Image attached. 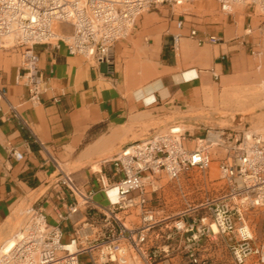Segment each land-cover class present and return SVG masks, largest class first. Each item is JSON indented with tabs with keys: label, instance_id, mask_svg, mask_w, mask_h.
<instances>
[{
	"label": "built area",
	"instance_id": "obj_1",
	"mask_svg": "<svg viewBox=\"0 0 264 264\" xmlns=\"http://www.w3.org/2000/svg\"><path fill=\"white\" fill-rule=\"evenodd\" d=\"M193 1L0 0V49L19 54L15 81L36 105L48 81L34 47L57 50L61 44L70 56L109 65L115 44L130 36L142 13ZM215 1L224 11L245 5L264 13V0ZM183 28L177 21L173 51ZM187 37L199 47L220 43L194 29ZM10 155L22 160L12 149ZM213 155L214 180L208 172ZM91 174L97 189L76 184L57 167L47 183L54 223L42 206L26 205L13 246L0 247V264H83V258L87 264H157L175 256L187 264H209L202 255L205 244L222 239L233 264L264 263V244L248 224V214L264 211V136L257 132L244 126L209 128L197 137L171 127L125 146ZM97 194L104 204L94 202ZM73 215H79L76 222ZM69 222L65 240L60 225Z\"/></svg>",
	"mask_w": 264,
	"mask_h": 264
},
{
	"label": "crops",
	"instance_id": "obj_2",
	"mask_svg": "<svg viewBox=\"0 0 264 264\" xmlns=\"http://www.w3.org/2000/svg\"><path fill=\"white\" fill-rule=\"evenodd\" d=\"M177 21L184 22V37L173 51ZM191 29L220 43L199 47L187 37ZM34 53L48 81L36 105L15 81L19 54L0 49V227L23 204L42 206L54 223L47 183L57 167L78 185L97 189L91 171L99 164H92L139 141L133 136L200 124L194 114L204 109L214 86L264 66V13L245 5L224 11L215 0L158 6L142 13L130 36L115 44L109 65L70 56L61 44L57 50L36 46ZM11 149L22 160H15ZM94 202L104 204L103 196L95 195ZM78 219L72 216L73 222ZM248 224L264 244V211L250 213ZM60 227L67 240L71 223ZM225 244L224 239L205 244L202 255L209 264H233ZM157 264L187 263L175 256Z\"/></svg>",
	"mask_w": 264,
	"mask_h": 264
},
{
	"label": "rangeland",
	"instance_id": "obj_3",
	"mask_svg": "<svg viewBox=\"0 0 264 264\" xmlns=\"http://www.w3.org/2000/svg\"><path fill=\"white\" fill-rule=\"evenodd\" d=\"M184 7H188V4H184L182 8ZM65 32H68L67 27H65ZM5 44H11V42L8 41ZM194 115L202 119L200 124L187 127L176 124L162 126L160 129L155 130L147 129L144 130V134L141 136H133L132 140H142L153 133H164L169 128L177 126L197 137H202L209 128L217 129L234 126H244L264 136V66H256V69L245 77L234 78L220 86H214V89L209 92V96L206 98L204 109ZM101 161L92 164L91 167L100 164ZM217 166V156L213 155L208 171L212 180L217 178ZM62 169L68 172L66 169ZM76 184H78L77 181ZM214 186L216 185H212L211 188ZM25 207V204L21 205L0 227V247L10 239L14 240L13 235L19 232L24 221L22 211ZM83 264H87L85 258H83Z\"/></svg>",
	"mask_w": 264,
	"mask_h": 264
},
{
	"label": "bare ground",
	"instance_id": "obj_4",
	"mask_svg": "<svg viewBox=\"0 0 264 264\" xmlns=\"http://www.w3.org/2000/svg\"><path fill=\"white\" fill-rule=\"evenodd\" d=\"M216 139V135H210V140L213 141ZM14 244V240L10 239L5 243V249L11 248Z\"/></svg>",
	"mask_w": 264,
	"mask_h": 264
}]
</instances>
